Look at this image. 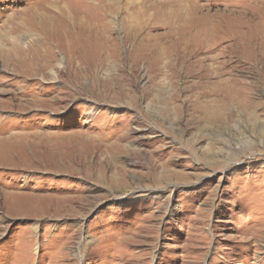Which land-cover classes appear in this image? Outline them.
Listing matches in <instances>:
<instances>
[{
  "label": "rangeland",
  "instance_id": "1",
  "mask_svg": "<svg viewBox=\"0 0 264 264\" xmlns=\"http://www.w3.org/2000/svg\"><path fill=\"white\" fill-rule=\"evenodd\" d=\"M0 264H264V0H0Z\"/></svg>",
  "mask_w": 264,
  "mask_h": 264
},
{
  "label": "bare ground",
  "instance_id": "2",
  "mask_svg": "<svg viewBox=\"0 0 264 264\" xmlns=\"http://www.w3.org/2000/svg\"><path fill=\"white\" fill-rule=\"evenodd\" d=\"M50 4V3H49ZM46 6V5H45ZM51 13V12H50ZM51 21V20H50ZM193 47V46H192ZM213 48V47H212ZM190 49V48H189ZM182 53V52H181ZM196 53V52H195ZM200 54V53H199ZM198 53H197V55H199ZM180 55V54H179ZM192 56H194V54L192 55ZM196 56V55H195ZM184 57V56H183ZM190 57V56H189ZM181 58V57H180ZM186 62V61H185ZM191 67V66H190Z\"/></svg>",
  "mask_w": 264,
  "mask_h": 264
}]
</instances>
